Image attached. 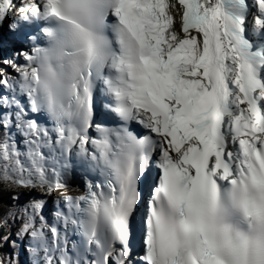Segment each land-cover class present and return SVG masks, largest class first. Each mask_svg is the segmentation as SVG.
<instances>
[{
  "label": "snow or ice",
  "instance_id": "snow-or-ice-1",
  "mask_svg": "<svg viewBox=\"0 0 264 264\" xmlns=\"http://www.w3.org/2000/svg\"><path fill=\"white\" fill-rule=\"evenodd\" d=\"M0 29V264H264V0H0Z\"/></svg>",
  "mask_w": 264,
  "mask_h": 264
},
{
  "label": "trees",
  "instance_id": "trees-1",
  "mask_svg": "<svg viewBox=\"0 0 264 264\" xmlns=\"http://www.w3.org/2000/svg\"><path fill=\"white\" fill-rule=\"evenodd\" d=\"M7 195V193L0 194V208L4 206V198Z\"/></svg>",
  "mask_w": 264,
  "mask_h": 264
},
{
  "label": "bare ground",
  "instance_id": "bare-ground-1",
  "mask_svg": "<svg viewBox=\"0 0 264 264\" xmlns=\"http://www.w3.org/2000/svg\"><path fill=\"white\" fill-rule=\"evenodd\" d=\"M69 193H71V192H69Z\"/></svg>",
  "mask_w": 264,
  "mask_h": 264
}]
</instances>
